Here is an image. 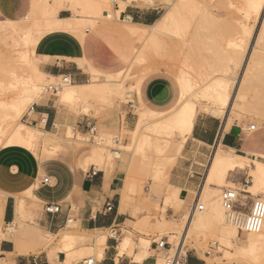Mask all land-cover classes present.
<instances>
[{
	"label": "bare ground",
	"instance_id": "obj_1",
	"mask_svg": "<svg viewBox=\"0 0 264 264\" xmlns=\"http://www.w3.org/2000/svg\"><path fill=\"white\" fill-rule=\"evenodd\" d=\"M73 1H76L74 7ZM109 1L29 0V9L22 17L17 19H0V38L2 40L10 39H8L10 43L6 44L9 47L8 57L6 55L4 56L2 66L0 67V74L2 75V80L0 81V148L18 146L28 149L43 158H55L66 153L68 151L66 144H70L72 154L74 155V164L78 170L86 171L89 163L97 162L102 166V169H105L106 173H110L116 164H118L117 161L121 160L123 153H129L134 161L138 156H146L145 152L148 149L150 154L155 155L157 159H166L174 164L191 134L195 118L199 113H206L212 117L224 120L225 124H227L226 127L233 122L234 114L243 119L241 125H245L247 129L253 125L245 121L248 117H255L258 125L259 121L264 122V103L260 101L261 99H258V95L256 96L254 94L255 96H251L250 98L248 96V90H251L252 85L255 83L264 85V16L254 47L251 48L249 45L250 32L252 29L254 30L253 27L258 23L264 12V0H229L228 5L234 9L233 12L237 16L236 22H234L238 24V28L243 35L235 38V40L230 39L226 43V46H228L227 50L230 48L228 52L229 59L227 61L232 63L233 71L230 72V68L228 67L224 68L225 65L222 67L224 69L219 68L220 71L212 70L206 77L217 72L218 75L215 74L214 78L211 76L212 78L210 80L208 79L209 82H206L205 88H201L203 84L197 86V83L191 80V71L195 70L194 63L191 64L190 61L183 60L178 68L174 63L167 64L165 70L169 69L167 71H170V74L172 73L171 75H173V79L179 88V99L176 105L166 113H155L145 109L138 102L141 106H138L141 108V112H138V115L136 114L138 116V125H135L136 128L131 131V133L135 130L137 131L136 136L132 133L135 136V138L133 137L135 139L133 141L135 142L131 147L120 146L118 142L119 138L114 139V142H117L115 148L109 147L107 143L105 144V140L103 144H99V141V143H96V140L99 138L97 129L100 128L103 129V132L114 134L122 130V118L124 115L121 117L119 106L122 101L131 98L132 94L123 91V89H126L121 81L123 75L128 72L127 74L130 76V74L136 72L137 76H135V80L137 81H135V86L138 92L141 82L151 73L152 66L150 67V65L153 64L152 61L154 60H150V53L154 52V55L159 54L160 47V51H163L167 46L164 40L171 35L173 36L175 34L178 38V34L181 33V36H183L182 32L184 29L186 27L189 28L187 20L190 17L194 18V12H201V8L206 9L204 5L205 0H111L112 3L116 2L118 8L121 7L122 9L128 7V5L136 4L164 9L161 16L153 24L148 26L138 25L131 21L121 23L124 33L131 40L128 41L126 56L129 59L131 57L135 59L133 64L126 66V72L123 74V69L115 73H105L102 75L103 80H101L100 74L91 70V81L84 85L73 84L67 77L54 78L53 76L46 75L45 72L43 73V68H40L41 61L36 56V47L39 41L46 34L58 31L72 33L80 40H83L87 30L94 29L106 23H118L119 20L115 10L113 8L111 10L103 8V5H108ZM209 7L211 6L209 5ZM61 9H72L73 15L67 18H60L58 13ZM207 11L210 12V10ZM212 12L211 14L214 16L215 12ZM228 20L232 21L231 19ZM18 32L21 33L19 40L14 37ZM8 40L5 42H9ZM249 51H251V55ZM156 61L158 60L156 59ZM170 61H172L171 58ZM184 61L188 62L189 65ZM190 65L194 67H191L192 70H190ZM138 68L140 69L139 73H137ZM214 69L218 70V68ZM198 72L195 75L200 76L199 74L201 72ZM238 72H241L243 76L240 75L237 77ZM201 75V78H203V74ZM59 78L62 79L60 84L58 83L61 86L57 91V95L60 98V102L56 104L58 106L71 103L70 107L73 108L75 104L87 97L98 99L103 98L107 93L113 97L106 103L109 109L106 112L105 119L102 121L103 123L101 122L102 125L92 130L98 134L93 135L89 133L86 138H80L77 135V131L75 132L72 126H68L67 137L60 138L52 133L41 131L39 127L21 126L19 119L26 111H28V115L34 117V114H32V106L41 100L42 82L45 79L58 80ZM198 78L201 79L200 77L196 79ZM196 82L198 81L196 80ZM137 99L139 100V98ZM139 124L141 128H139ZM56 125L58 126V124ZM261 157L264 159V155ZM156 158L154 159L157 160ZM236 171H245L248 181L251 183L245 186L244 190L253 196L259 193L264 194V162H260L256 158L249 159L244 155L234 152H226L218 146L213 150L209 160L202 185L198 192V196L200 197L197 205L192 202V205L194 203L192 211L191 207H188V215H185V217H182L184 216L182 215L180 217L185 222L183 230L179 231L172 223L176 220L172 217L169 220L162 217L157 223L158 229L162 233L169 235L171 239L174 237L179 238L180 241L176 251H179L181 247L183 249L184 244L188 243V240L193 235L200 236L208 230L213 229L217 234L216 236L220 239L218 241H221L226 247L233 246L237 233L240 237L245 236L240 239L242 241L241 254L256 263L264 260V224L262 230L257 234L239 233L236 229L226 224L225 219L223 220L224 214L222 216L215 206L210 207V209L204 212L205 207L201 204L202 201L214 198L213 196L217 190L210 188L211 185L219 188L223 187L221 191L224 188H230L229 186L233 185V183L227 180L228 174L230 172L235 173ZM157 173L158 176L160 174V176L164 177L162 183L168 185L166 181L168 177L166 170L163 172L158 171ZM168 187L165 194L166 197L172 201V204L176 206L177 210L182 209V199L178 197V194H182L179 193V188H175L172 185H168ZM134 188V185L129 183V191L123 190L121 192V212L123 213L131 208V196L135 192ZM17 197V221L13 224L11 223L12 225L9 224V229L12 228V231L17 230L16 228L26 223V220H29V217H31L28 213V206L31 205H28L25 199L34 200L29 192L22 193ZM199 206H202L203 209L200 210ZM155 207L159 209V200L156 201ZM140 215L142 216V214ZM143 222L142 218L137 219L138 224ZM16 224L18 227H16ZM70 224L72 223L68 221L66 224L68 225L67 228L56 238L60 240L55 239V241H59L57 244L60 243L61 246H59L60 248L62 247L63 251L73 247L70 256H66V264H70V260L74 258L83 259L80 257L86 255L98 245L106 247V235H104L103 230L85 233L74 232L70 230ZM41 238L42 243H45L51 241L54 236L42 232ZM139 240V242L134 243L136 241L133 242L130 234L124 235L123 239L117 245V257L128 255L133 257L136 262L144 261L150 256V242L148 239ZM191 247L194 250L197 249L196 253L200 250L196 243H193ZM135 250L137 251L136 254H134ZM228 253L230 254V252H227L226 255ZM90 258L95 257H88L87 259ZM205 259L207 263L211 264L206 257ZM160 260L161 258L158 257L156 264H159Z\"/></svg>",
	"mask_w": 264,
	"mask_h": 264
},
{
	"label": "crops",
	"instance_id": "obj_2",
	"mask_svg": "<svg viewBox=\"0 0 264 264\" xmlns=\"http://www.w3.org/2000/svg\"><path fill=\"white\" fill-rule=\"evenodd\" d=\"M28 6L29 0H0V19L20 18L27 13ZM159 14L160 9L156 7L143 4L128 5L119 13L118 23H106L87 30L83 40L69 32L48 33L36 47V56L42 62L40 68H43L42 72L48 76L67 77L76 85L89 83L91 70L99 73L100 79H103V74L115 73L128 64L125 48L131 40L124 33L121 23L131 21L148 26L158 19ZM71 15L69 9H61L58 13L60 18ZM51 95L55 96L56 100L46 95L45 101L41 99L32 106L34 117L27 116V125L39 127L41 131L60 138L67 137L68 125L74 126V131H77L80 138H86L89 133L95 134L92 131L95 127L89 132H84L89 127L87 116L79 119L76 114L62 113L56 105L60 102L57 93ZM178 99L179 88L176 82L163 74L152 73L139 85L138 93L133 95V102L125 101L128 103L122 106V111V101L119 109L125 114V125L131 132L135 129L137 116L134 112L139 106L138 102L151 112L166 113L176 105ZM235 121L226 127L227 124L222 119L202 113L196 116L191 134L175 165L166 169L167 184L178 187L179 193H182L178 194L182 199V209L191 201L192 193L200 189L210 156L218 146L226 152L264 162L261 157L264 155V130L251 132L245 125ZM119 145L129 147L124 142H119ZM66 146L68 151L55 158H43L18 146L0 149V264H66V255L62 253V247L60 248V243L57 244L59 241L55 239L67 228L68 221L72 223L71 228L75 226L80 232L112 229L116 232V241L106 237V247L100 259L103 264H155L157 254L150 255L142 262H136L133 257L125 255L117 257V245L124 237L122 228L128 222L137 223L130 220L131 208L125 213L121 212L125 173L121 170L106 173L105 169L95 171L96 168L78 170L74 164L71 145ZM242 172H230L227 180L233 183V177ZM44 178H49L50 184H41ZM164 187L161 205L176 211V206L165 195L166 185ZM216 188L218 190L219 187ZM25 192H29L34 198L25 199L26 203L31 205H27L31 217L22 224L23 226L18 227L16 224L19 229L9 232V224L17 221V196ZM248 197L253 199L258 195L248 193L245 198ZM156 201L154 208L164 212L165 209L161 206L159 209L155 207ZM47 204L58 205L59 212L46 213ZM108 206L112 207L111 211H107ZM162 217L167 219L173 216L162 214L160 219ZM143 221L145 222L144 219ZM42 232L54 236L51 241L45 242L46 245L42 243ZM136 253L135 250L134 254ZM187 261L188 264L204 262L196 254L187 255Z\"/></svg>",
	"mask_w": 264,
	"mask_h": 264
},
{
	"label": "rangeland",
	"instance_id": "obj_3",
	"mask_svg": "<svg viewBox=\"0 0 264 264\" xmlns=\"http://www.w3.org/2000/svg\"><path fill=\"white\" fill-rule=\"evenodd\" d=\"M110 2H111V0L109 1L108 5L107 4L103 5V8L109 9V10H111V8H113L117 14V17H118L119 13L122 12L125 8L124 9H122L121 7L115 8L116 2H113V3L112 2L110 3ZM228 2H229V0H205L204 1L205 8L207 10H210V12H208L206 9H203V8H201V12L200 11L197 13L194 12V14H195V16H193L194 18L190 17L187 20V23L189 25V26L188 25L187 26L189 28L186 27L184 29V31L182 32L183 36H181V33L178 34L179 35L178 38L175 34H174L175 36L174 35L173 36L171 35L170 37L166 36V37H168V38L165 37L166 39L164 38L165 39L164 41L167 44V46L165 44L166 48L164 49L162 47L164 50L160 51L161 50V47H160V49H159L160 53L157 55H154L155 54L154 52L150 53V55H151V57L149 55L150 60L151 61L154 60V61H152L153 64L150 65V67L152 66L150 74H152V73L163 74V75L169 77L170 79H172V81H174L173 75H171L172 73L170 74L169 73L170 71H167L169 69L165 70V68L167 67V64L174 63L178 68V67H180L179 64H181L183 62V60H186V61L188 60V62L190 61L191 64L194 63L193 66L195 67V70L191 71L192 73L189 71L192 74V75L190 74V76H192L191 80H194V82L197 83L196 84L197 86H200L203 84L201 86V88H203V87L205 88V85L207 84L206 82H209V80L212 77L214 78L215 74L218 75V72H217V73L213 74L214 76L210 75L209 77H206L209 72L211 73L212 70L220 71L219 68H222L225 65L224 68L228 67V68H230V72L233 71L232 70V63L227 61V59H229V53L228 52H229L230 48H229V50H227L228 46H226L227 45L226 43L230 39L235 40V38L241 37L242 33L240 32V29L238 28V24L235 23L237 16L233 12L234 9L231 6L229 7ZM72 3H73V7H74L76 5V1H73ZM209 5L211 7H209ZM69 10L72 12V15H73V10L72 9H69ZM163 10L164 9H160V14L158 15V18L164 12ZM211 11H213L212 13L215 12L214 16L211 14ZM263 14H264V12H263ZM263 14H262V17L259 19L258 23L253 27L254 30L252 29V31L250 32L251 35H249V39H250L249 45L251 48L254 47L255 40L257 39V35L259 33V29H260L261 23L263 21V16H264ZM228 19H231L232 21H230ZM184 32H185V34H183ZM14 37L17 40H19L21 37V33L18 32ZM7 40H4V39L0 40V63H1L0 67L2 66L4 56L6 55L8 57L7 53H8L9 47L6 44L10 43V41H9L10 39L8 40L9 42H5ZM4 47H5V49H4ZM127 47H128V45H127ZM127 47L125 48V58H126V61H128V64L126 66L131 65L135 62V59H133L132 57L130 59L127 58V56H126V51L128 50ZM223 52H225V53H223ZM160 54H162V55L160 56ZM164 54H166V55H164ZM249 54L251 55V51H249ZM156 56H158V57H156ZM170 58L172 61L174 59L175 60L172 62V61H170ZM156 59L158 61H156ZM181 59H182V61L179 62V60H181ZM150 60H149V63H150ZM167 60H169V61H167ZM186 61H184V62H186ZM188 62H186V63L188 64ZM164 64H165V66H163ZM193 66L190 65V68L191 67L194 68ZM156 68H158V69H156ZM192 68L190 70H192ZM214 68H216V69L218 68V70H215ZM224 68H222V69H224ZM125 69H127V68L125 67L124 70L122 69L123 71L121 70L123 72V74L126 72ZM222 69H221V71H222ZM139 70L140 69L138 68L137 73L140 72ZM197 71H199L198 73L201 72V74H203L204 77L201 78V76H202L201 74H199L200 76L195 75V74H197L196 73ZM127 73L128 72H126L123 75V77L121 78L122 84L126 87V89H123V91L130 92V94L132 93L131 98H128L126 101L133 102L134 93H138L136 91L137 88L135 86L136 85L135 81H137V80H135L136 79L135 76H137V74L135 72V73L130 74V76H128L129 74H127ZM150 74H148L147 76H149ZM240 75H241V72H238L237 77H239ZM138 76H139V74H138ZM241 76H243V75H241ZM197 77H200L202 80L204 79V81H202L199 78H198L199 80L196 79ZM61 79L60 78L58 80H56V79H54V80L53 79H45L42 82V89H41L42 94L40 95V98L43 101L46 100L45 99L46 95L44 94L43 89H45L47 86H50V85H58V83L60 84ZM137 79H138V77H137ZM205 79L206 80L209 79V80L206 81ZM1 80H2V75L0 74V81ZM101 80H103V79H101ZM196 80L198 82H196ZM199 82H201V83H199ZM254 83H252V84H254ZM131 86H133V87H131ZM249 88H250V85H249ZM249 90H248L249 98L251 96L253 97L255 95L256 96L258 95L257 96V97H259L258 99H261L260 101H262L264 103V85H261V84L258 85V83H255L251 87L252 91L251 90L249 91ZM50 97L56 100L55 96L50 95ZM112 98L113 97L110 96L109 93L105 94L103 98H98V99L94 98V97H87L86 99L79 101L77 104L74 103L75 107H73V108L70 107L71 103H69L66 105L59 106L58 109L62 113H65L67 115L76 114L77 117H80L79 119L84 118L83 116H87V119H89V121L87 122L89 127L86 129V131H84L86 133V132H89L93 127H98V126L100 127L102 125V123H103L102 121L105 119L106 112L109 109V106L106 103L109 102ZM127 103L128 102L123 101V103L121 105V110H122V106L127 105ZM140 107L136 108L137 111L135 110L136 111V112H134L135 115L138 112L139 113L141 112ZM142 107H144V106H142ZM202 114H206V113H202ZM120 115H121V117L124 115L122 118V126L123 127H122L121 132L116 133V134L107 133V132H103V129L99 128L96 130V131H98L99 134L96 133V131H94L95 134L99 135V138H98V140H96V143L100 142L99 144H103L104 140H105V144L107 143L109 147L115 148L117 142L115 143L114 139L119 138L120 139L119 142L121 144H122V142H124L125 144H128V146H130V147H131V145L134 144L135 141H133V139L135 138L137 131L135 130L134 132H132L135 134V136H134V134L129 132L128 129L126 128L125 121H124L125 120L124 119L125 114L121 113ZM27 116H28V111H26L21 116V118L19 119V121L21 122V126L27 125L25 122V119L27 118ZM137 118H138V116H137ZM233 118H234V120H233L234 122H236L235 120H237L240 124L243 123L242 122L243 119L240 118L238 115L234 114ZM92 120H94V121H92ZM245 121L247 123H251V124L255 125L256 126L255 131L264 130V122L259 121V125H258V123H257L258 121L255 117H253V118L248 117L245 119ZM234 122H232V123H234ZM136 123L137 124H135V125H138L137 120H136ZM27 126H30V125H27ZM68 126H72V125H68ZM72 127L74 128V126H72ZM135 128H136V126H135ZM139 128H141V125ZM100 132H101V134H100ZM66 143H70V142H66ZM0 149H2V148H0ZM146 152H145L146 156L145 155H144V157L138 156L136 159H134V161H133V158L130 157L131 155H129V153H123L121 160L117 161L118 164H116V166L112 170V172H114L115 170H121L125 173L126 183H125V187L123 189L124 191H129V189H128L129 183L133 184L135 187L134 188L135 192L131 196V198H132L131 199V209L129 211L130 220L137 221L138 218L139 219L143 218L145 220V222L140 223V224H138V223L132 224L131 222H128L122 228V233L124 235L130 234L132 239H133V242L136 241L134 243L139 242L140 241L139 239H148L150 242V245H149L150 255L157 254V256L161 258V260L159 261V264H162L163 263V254L156 253L152 243L153 242H159L162 239L167 241V243L170 245L169 254L173 255L177 249V245H178L180 240L178 237H174L171 239L169 237V235H165L164 233H162V231L158 229L157 221H158V219H160L162 214H164L165 216H173L176 220L173 221L172 223L179 229V231H182L184 228L185 222H183L180 217L182 215H184L182 217H185V215L186 216L188 215L187 208L192 206V202L194 201L199 190L196 193H192L191 201L189 203H187L186 206H183V209L177 210L175 208L176 209V211H175L173 209L167 208L164 204L161 205L163 191L165 190L164 185H166V184L162 183L163 182L162 179H164V177L160 176V174L158 176L157 172L158 171L163 172L164 170L167 169V167H173L176 162L173 164V163H170L169 161H167L166 159L163 160L162 158H160L162 160L161 161L160 159H157L155 157V155H152V153L150 154L149 149L146 150ZM154 158H156L158 160V162ZM210 158H211V156H210ZM157 163L159 166L158 168H157ZM119 164H121V165H119ZM88 165H89L88 169L96 168L95 171L102 170V166L97 162H91ZM243 172H245V171H243ZM243 172L238 173L233 177V185H230L229 186L230 188H233L236 190L245 189V187H242V185H241L242 180L240 179L243 177V175H246V173H243ZM229 180H231V179H229ZM249 184H251V183H249ZM166 187L168 190V188H169L168 185H166ZM210 188L217 189L213 185H211ZM220 192H221V188H218V190L216 191V194L213 196L214 198L201 202V204H203L205 207L204 212H206L208 209H210V207L215 206L216 209H218L223 216V210L221 208L220 201H219ZM258 196L264 197V194L259 193ZM156 200H160L159 206H161L162 208L165 209L164 212L160 211V210H156L154 208V203ZM140 214H142V216ZM169 218L170 217H168L167 219L169 220ZM223 220H224V217H223ZM70 230L74 231V232L75 231L80 232L76 229L75 226L70 228ZM103 232L105 233L104 235H106V237H108L111 233V230H105ZM130 232H132L133 234ZM81 233H85V232H81ZM216 235L217 234L215 233V231H213V229L208 230L207 232H205L203 235H200V236L199 235H195V236L193 235L191 237V239L188 240L191 244L189 242L184 244V247L182 249V255L196 254V255H198V257H201L203 255L200 258L202 261H204L203 264H209V263H207L205 257L207 258L208 261L211 262V264H264V260L260 261L259 263H256L253 260H251L250 258L241 254L240 249H241V242L242 241L240 239L244 238V236L240 237V236H238V233H237L236 241L233 242V246L232 247H226L221 241H218L219 238ZM135 237L137 239H135ZM193 243L197 244L198 249L200 248V250L197 253H196L197 249L194 250L191 247ZM152 247H153V249H151ZM93 249L90 252H88L86 255L80 257L83 259H78V258L71 259L70 264L80 263V262L86 260L88 257H93V256L98 260L101 259L104 246L98 245L97 247H95ZM65 250H64L65 251L64 252L62 249V253H64L66 256H68V255L70 256L71 252L73 251V247L65 249ZM208 251L211 252V255H209V256L206 255V253ZM227 252H230V254L228 253V255H226ZM125 256L131 258L128 255H125Z\"/></svg>",
	"mask_w": 264,
	"mask_h": 264
},
{
	"label": "built area",
	"instance_id": "obj_4",
	"mask_svg": "<svg viewBox=\"0 0 264 264\" xmlns=\"http://www.w3.org/2000/svg\"><path fill=\"white\" fill-rule=\"evenodd\" d=\"M115 8H118L115 5ZM65 80V79H64ZM60 85H50L47 86L44 90L45 95L56 94ZM249 131H254L255 126L251 125L248 128ZM95 175L96 172H93ZM43 185L50 184L49 178H44L41 181ZM249 184L247 175H244L241 181L242 187H245ZM248 193L244 189H230L224 188L220 192V201L223 209L224 219L226 224L236 229L239 233L244 234H257L259 233L264 224V198L255 197L253 199L245 198ZM198 194L194 199V203H198L199 200ZM193 203V205H194ZM191 206V211L193 209ZM112 207L108 206L107 211H111ZM199 209L202 210V206H199ZM46 213H58L59 206L54 204H47L45 206ZM9 232L12 231V228L8 229ZM109 237L116 241V232L112 229ZM154 250L158 254H163V263L162 264H188L187 254L182 255V247L179 251H175L173 255L169 254L170 245L165 240H160L159 242H153ZM206 255H211V252L208 251ZM81 264H103L102 260L96 258L86 259ZM156 264V260H155Z\"/></svg>",
	"mask_w": 264,
	"mask_h": 264
}]
</instances>
